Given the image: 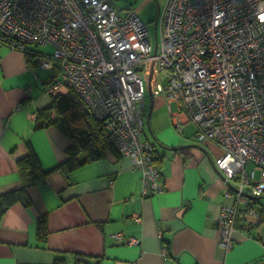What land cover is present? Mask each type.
<instances>
[{"label": "built area", "instance_id": "built-area-1", "mask_svg": "<svg viewBox=\"0 0 264 264\" xmlns=\"http://www.w3.org/2000/svg\"><path fill=\"white\" fill-rule=\"evenodd\" d=\"M153 20L155 44L134 7L110 0H0V44L35 49L36 66L57 69L46 92L79 95L141 171L145 195L162 189L154 143L143 138L148 73V93L179 105L175 128L183 113L198 143L223 151L214 166L230 202L217 221L219 246L229 250L238 214L257 219L252 199L264 195V0H166ZM154 69L162 79L155 87Z\"/></svg>", "mask_w": 264, "mask_h": 264}, {"label": "crops", "instance_id": "crops-1", "mask_svg": "<svg viewBox=\"0 0 264 264\" xmlns=\"http://www.w3.org/2000/svg\"><path fill=\"white\" fill-rule=\"evenodd\" d=\"M110 1L124 10L133 0H125L129 5ZM48 71L45 75L23 52L0 44V199L20 186L18 162L30 152L48 172L45 180L26 188L30 205L17 201L4 210L0 264H52L56 258L73 264L80 257L90 264L264 263L263 223L249 228L242 220L244 230L235 223L233 245L220 248L217 219L230 200L214 160L223 151L208 141L198 143L183 113L178 131L179 105L164 94L146 95L143 130V138L154 143L161 191L145 195L141 171L111 150L67 177L58 166L70 139L53 125L37 127V112L52 104L46 82L56 70ZM42 217L45 240L37 237ZM130 238L138 242L128 243Z\"/></svg>", "mask_w": 264, "mask_h": 264}, {"label": "trees", "instance_id": "trees-1", "mask_svg": "<svg viewBox=\"0 0 264 264\" xmlns=\"http://www.w3.org/2000/svg\"><path fill=\"white\" fill-rule=\"evenodd\" d=\"M35 49L29 48L24 51L26 59L34 64ZM46 82L50 85L55 77L58 76L57 69L53 72ZM64 91L52 93V104L50 107L41 109L37 112V127L53 125L62 131L69 139L70 145L66 148L67 157L59 164L60 169L67 177L78 167L85 163L100 159L107 150L118 153L109 142L107 132L102 122L98 121L88 110L79 95L71 88L64 87ZM154 162H155V158ZM18 173L20 186L2 195L0 199V218L4 210L14 202H21L28 206L31 200L26 188L29 185L45 180L48 172L40 166V162L33 152L22 158L18 162ZM261 197V196H260ZM258 218L250 221L249 217L243 212L239 213L236 220V227L244 230L245 227L240 222L250 227L264 223V207L259 203V197L252 199ZM238 222V223H237ZM248 230V229H247ZM46 220L42 217L37 224V237L45 240L47 237ZM263 262L262 260H260ZM52 264H66L61 258L54 259ZM73 264H90L83 258H78ZM264 264V263H263Z\"/></svg>", "mask_w": 264, "mask_h": 264}, {"label": "rangeland", "instance_id": "rangeland-1", "mask_svg": "<svg viewBox=\"0 0 264 264\" xmlns=\"http://www.w3.org/2000/svg\"><path fill=\"white\" fill-rule=\"evenodd\" d=\"M120 0H114L113 2L115 4H128L129 1H125L122 0L121 3H119ZM166 0H133L132 1V7L136 8V6H138L139 8V14L140 17L146 21L148 28L150 30L151 33V42L153 44H155V31H154V20L157 16L158 11L162 10L164 5H165ZM129 5V4H128ZM153 16V17H152ZM44 49V48H42ZM48 70H43V73L46 75L48 72ZM148 73L144 76L143 80H144V84L147 88V94H148V79H147ZM161 75L157 72L156 69H154L153 71V75H152V86L155 87L156 83L161 82ZM146 94V95H147ZM146 128V126H145ZM146 129H145V134L146 133ZM259 203L264 207V195L259 197ZM262 227H264V223L261 224ZM260 227V228H262ZM262 231V230H261Z\"/></svg>", "mask_w": 264, "mask_h": 264}, {"label": "water", "instance_id": "water-1", "mask_svg": "<svg viewBox=\"0 0 264 264\" xmlns=\"http://www.w3.org/2000/svg\"><path fill=\"white\" fill-rule=\"evenodd\" d=\"M155 29H156V22H154V31H155Z\"/></svg>", "mask_w": 264, "mask_h": 264}]
</instances>
